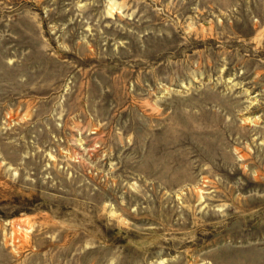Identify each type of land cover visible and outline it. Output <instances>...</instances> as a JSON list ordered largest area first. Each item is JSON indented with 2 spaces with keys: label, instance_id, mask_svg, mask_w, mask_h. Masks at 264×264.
Instances as JSON below:
<instances>
[{
  "label": "rangeland",
  "instance_id": "rangeland-1",
  "mask_svg": "<svg viewBox=\"0 0 264 264\" xmlns=\"http://www.w3.org/2000/svg\"><path fill=\"white\" fill-rule=\"evenodd\" d=\"M0 264H264V0H0Z\"/></svg>",
  "mask_w": 264,
  "mask_h": 264
}]
</instances>
